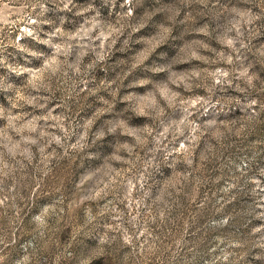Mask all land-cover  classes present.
Returning <instances> with one entry per match:
<instances>
[{"label": "rangeland", "instance_id": "rangeland-1", "mask_svg": "<svg viewBox=\"0 0 264 264\" xmlns=\"http://www.w3.org/2000/svg\"><path fill=\"white\" fill-rule=\"evenodd\" d=\"M0 264H264V0H0Z\"/></svg>", "mask_w": 264, "mask_h": 264}]
</instances>
